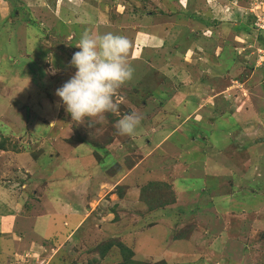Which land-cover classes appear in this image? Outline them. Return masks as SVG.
<instances>
[{
  "label": "rangeland",
  "instance_id": "rangeland-1",
  "mask_svg": "<svg viewBox=\"0 0 264 264\" xmlns=\"http://www.w3.org/2000/svg\"><path fill=\"white\" fill-rule=\"evenodd\" d=\"M177 1L0 0V264H117V243L139 264H264V0H217L222 19ZM85 31L125 36L134 71L117 112L77 123L55 92ZM149 182L169 202L152 212Z\"/></svg>",
  "mask_w": 264,
  "mask_h": 264
},
{
  "label": "clouds",
  "instance_id": "clouds-1",
  "mask_svg": "<svg viewBox=\"0 0 264 264\" xmlns=\"http://www.w3.org/2000/svg\"><path fill=\"white\" fill-rule=\"evenodd\" d=\"M69 65L75 68L71 77L56 89L71 120L90 123L93 117L103 120L106 113L117 112L113 97L122 85L133 77V68L128 60L130 41L112 33L92 34L85 31L76 45ZM53 68L49 73L56 74ZM142 117L129 113L116 123L120 135L135 133Z\"/></svg>",
  "mask_w": 264,
  "mask_h": 264
},
{
  "label": "trees",
  "instance_id": "trees-1",
  "mask_svg": "<svg viewBox=\"0 0 264 264\" xmlns=\"http://www.w3.org/2000/svg\"><path fill=\"white\" fill-rule=\"evenodd\" d=\"M262 87L264 89V78H263V82H262ZM1 135L2 134L0 133V136ZM2 147H4V146H0V148H2ZM158 186H159V183L154 184V183L149 182L144 187H142V188L140 187L139 196H140L141 202L146 207L147 212H152L156 209L163 207V205H166L169 203V202H165L164 200H162V195L160 193ZM163 201H164V203H163ZM112 245H113L112 242H108L105 246H103L100 249V253H101L100 256L104 257L108 248ZM115 245H117L120 248L121 256H122L121 262H119L117 264H139L137 261H135L132 258L133 252L130 248H128L127 246H125L121 243H117Z\"/></svg>",
  "mask_w": 264,
  "mask_h": 264
},
{
  "label": "crops",
  "instance_id": "crops-1",
  "mask_svg": "<svg viewBox=\"0 0 264 264\" xmlns=\"http://www.w3.org/2000/svg\"><path fill=\"white\" fill-rule=\"evenodd\" d=\"M216 1L217 0H181V2H178L179 3V6H180V8H181V10H182V12L183 11H186L187 10V8L189 7V5H199V6H201V8L202 9H206L208 12H209V14H211V13H213V11L215 12V15H219V16H221L220 17V19H222L225 15H227V13H225L224 12V6L222 7V10L221 9H219V11L216 9ZM180 4H182V6L180 5ZM227 4V3H226ZM225 4V5H226ZM183 5H185V9L183 8ZM183 8V9H182ZM221 8V7H220ZM197 9V8H196ZM197 11V10H196ZM215 17L213 16V19H214ZM219 19V18H218ZM219 19V20H220ZM208 21H211L210 19L208 20ZM215 21H217V20H215ZM240 22V21H239ZM241 23V22H240ZM156 41H159V40H156ZM160 42V41H159ZM160 48H162L163 47V44H160V45H158ZM203 48V47H202ZM209 48H211V45H210V47ZM216 48H219V46H217ZM199 49H201V48H199L198 46L195 48V51L198 53V54H200L199 52H201ZM186 50H188V48H187V46H185L182 50H177V55H180L181 53H183V52H186ZM167 53H168V51L167 50H165ZM211 52V51H210ZM214 51H212L211 52V55H210V53H209V56H212V58L214 59V61L216 60V58H218L219 57V55H220V53H218V54H214L213 53ZM173 54H174V52H173ZM131 59H133V60H138L137 58H136V56H133ZM147 65V64H146Z\"/></svg>",
  "mask_w": 264,
  "mask_h": 264
},
{
  "label": "built area",
  "instance_id": "built-area-1",
  "mask_svg": "<svg viewBox=\"0 0 264 264\" xmlns=\"http://www.w3.org/2000/svg\"><path fill=\"white\" fill-rule=\"evenodd\" d=\"M261 14H259L257 16V18L255 19V27L256 29H259V31H263L264 32V16L260 17Z\"/></svg>",
  "mask_w": 264,
  "mask_h": 264
}]
</instances>
